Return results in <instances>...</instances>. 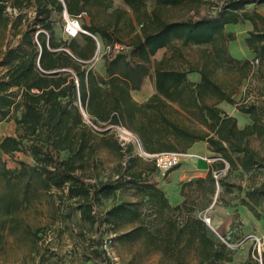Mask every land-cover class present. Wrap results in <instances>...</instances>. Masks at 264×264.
I'll return each instance as SVG.
<instances>
[{"label": "trees", "instance_id": "1", "mask_svg": "<svg viewBox=\"0 0 264 264\" xmlns=\"http://www.w3.org/2000/svg\"><path fill=\"white\" fill-rule=\"evenodd\" d=\"M147 1L123 0L134 13L131 22L121 24L119 13L108 23L82 20V29L74 36L57 38L54 25L63 22L64 14L78 18L95 4L110 7L111 0H0V122L15 123V134L1 138L0 150L12 156L28 139L25 151L34 160L33 165L19 160L20 167L11 169L0 158V177L10 186L3 212H10L20 192L28 202L31 187L33 193L54 187L75 201L67 217L78 209L82 220L96 225L100 241L105 232L121 246L140 239L163 264H226L233 252L215 240L204 219L193 213L195 200L185 197L172 205L158 184L160 170L155 163L149 167L147 160L133 153V143L122 145L112 129L91 128L82 110L97 124L124 126L149 153L187 151L195 142H206L215 161L204 178L194 181H207L212 192L222 179L214 177V169L230 173L264 167V155L249 145V137L264 135V105L237 106L251 119L243 127L218 105L234 104L238 85L253 71L252 59L231 54L228 42L236 35L226 30L227 24L252 23L245 44L253 59L264 64V14L249 8L264 0H221L210 13L180 19L162 17L159 6L201 0H150L154 2L150 10ZM28 6L30 17L21 12ZM7 7L16 11L12 19ZM10 24L20 34L14 45L5 41ZM126 26L128 40L121 36ZM96 38L108 49L102 55V71L93 64ZM177 41L204 46L196 64L174 67L166 54L152 59L162 48L178 52ZM117 44L126 47L116 49ZM189 73H197L199 79L191 80ZM150 75L155 91L138 102L132 91ZM163 108L181 110L199 127L170 118ZM109 155L114 160L110 171L103 164ZM117 191H133L136 198L121 199L99 211L103 197ZM246 193L264 197V182ZM101 253L106 264H115ZM261 260L264 264V251ZM238 264L260 263L249 254Z\"/></svg>", "mask_w": 264, "mask_h": 264}, {"label": "rangeland", "instance_id": "2", "mask_svg": "<svg viewBox=\"0 0 264 264\" xmlns=\"http://www.w3.org/2000/svg\"><path fill=\"white\" fill-rule=\"evenodd\" d=\"M216 3V0H201L197 4L186 2L176 7L159 6V10L162 17L166 19L197 17L214 11ZM153 6V1L148 0L146 2L147 10ZM249 8L264 14V2L258 5H249ZM7 11L11 19L16 15V11L10 7H7ZM21 12L26 17L33 14L30 6ZM118 13L121 17V24L125 21L131 22L130 20L134 18V13L123 0H111V6L108 8L95 4L78 18L64 14L63 22L54 25L55 35L57 38L72 37L76 33L75 30L82 29L80 26L82 20L87 23H108L114 21ZM71 21H77V26L69 25ZM258 23L259 27H263L261 21ZM136 28L139 29L140 26L136 24ZM229 29L238 34L239 41L252 29V24L246 21L229 27ZM128 30L129 28L126 26L121 32L124 40H128ZM19 36L17 28H11V24L8 25L5 41L14 45ZM96 39L98 44H96L93 64L98 71H102V55L108 49H103L101 39ZM175 45L179 50L178 52L160 49L152 56V59H158L166 54L170 58L169 64L171 66L187 68L190 64L197 63L204 48L203 45H182L179 41ZM246 59L253 60V55ZM1 70L2 66H0V73ZM226 77L230 78L229 76ZM154 91L153 80L150 75L143 79L140 89L132 91V96L136 100L145 101ZM233 99L235 104L221 102L218 105L227 113L237 115L241 114V111L237 109L239 105H247L251 102L264 105V64L261 61L253 64V71L242 79L233 94ZM163 111L178 122L195 128L199 127L196 123H191L181 110L163 108ZM237 120L242 125V120L239 118ZM8 134H15L13 120L0 122V139ZM28 143L29 140L24 139L23 148L20 151H15L12 156L4 154L0 150V158L7 167L19 168V160L31 165L34 164V160L25 151ZM249 145L264 155V135L249 137ZM191 147L187 151L193 156H188L179 163L172 177L169 175L171 169L165 174L160 172L158 184L164 189L168 201L175 205L185 197L189 201L195 200L196 208L193 213L200 217L207 216L210 218L207 225L215 240L223 242L221 236L226 231L224 224L231 220L228 223L229 230L232 232L231 240L235 242L249 234H254L261 240L260 251L262 253L264 251V197L248 195L246 190L264 182V167L249 171L233 170L230 173H226L225 169L220 172L214 169V177H222V179L215 182L212 192L208 189L209 183L207 181L196 182L194 180L205 177L209 166L215 161L214 153L208 149L204 141H199ZM133 153L139 155L135 146ZM60 156H65V152H62ZM147 162L149 167L154 166V161L147 160ZM103 164L110 171L114 164L113 156L109 155V157L104 158ZM190 180L193 181L188 183ZM181 187L184 194L181 193ZM9 188L10 186L8 187L0 177V264H106L100 249V232L96 225L82 220L78 209H73L70 217H67V212L75 205L74 200L66 198L54 187L49 192L40 193H33L34 189L31 187L28 202L20 192L17 196V203L12 206L9 213H5L3 212V204L6 202ZM134 198L136 195L133 194V191L122 193L117 191L111 197H103L98 210L103 213L121 199ZM103 235H110V232H105ZM141 241L139 239L124 246L114 243L115 264H163L160 255L155 252H148ZM246 241L250 244L249 251L252 254L255 240L248 238ZM240 247L232 249L227 246L233 253ZM97 253L101 254L97 255ZM193 263L195 264L194 261ZM226 264L230 263L227 262Z\"/></svg>", "mask_w": 264, "mask_h": 264}, {"label": "built area", "instance_id": "3", "mask_svg": "<svg viewBox=\"0 0 264 264\" xmlns=\"http://www.w3.org/2000/svg\"><path fill=\"white\" fill-rule=\"evenodd\" d=\"M216 1H221V0H216ZM69 25L72 26H77V21H71ZM81 30V29H80ZM77 30H75L76 32ZM126 46L124 45H115L116 49H122ZM253 64L258 63V59H253ZM83 118L86 124H88L91 128L95 130H103V129H112L119 142L124 145L127 142H132L135 148L137 149L138 154L143 157L144 159L147 160H152L154 161L155 165L158 167L161 173L165 174L168 170H170L174 165L181 163L184 161L188 156H193V154L189 153L188 151H160V152H154V153H149L146 152L139 140V138L133 134L131 131H129L127 128L120 124H110V123H95L83 110ZM204 221L208 224L210 221V218L207 216L202 217ZM215 230V229H214ZM250 238L252 240H255L254 244V250H252V257L256 260L259 261L260 264H262L261 260V240L258 236L254 234H249L245 237H242L241 239L237 241H232L231 240V234L225 233L224 235L221 236L222 241L229 247V248H237L242 245H244L245 241ZM100 249L103 251L105 255H107L112 261L115 262L116 256L114 255L113 252V242H112V234L110 235H103L101 242H100Z\"/></svg>", "mask_w": 264, "mask_h": 264}, {"label": "crops", "instance_id": "4", "mask_svg": "<svg viewBox=\"0 0 264 264\" xmlns=\"http://www.w3.org/2000/svg\"><path fill=\"white\" fill-rule=\"evenodd\" d=\"M244 22H246V21H244ZM248 22H250V21H248ZM241 23H243V22H241ZM241 23L227 24V25H226V30L234 31V30H232V29H229V27H232V26H234V25L241 24ZM250 23H251V22H250ZM251 24H252V23H251ZM252 28H253V25H252ZM234 32H235V31H234ZM235 35H236L235 39H234V40H231V41L228 42V47H229V50H230L231 54H232L234 57H237V58H239V59H246V58H249V56H250V57H252V55L254 56V53H253V52H252V51L246 46V44H245V37H246L248 34L245 35L244 37H242L241 39H239V41H238V34H236V32H235ZM162 49H164V48H162ZM157 52H158V51H157ZM158 59H159V58H158ZM188 76L190 77L191 80H194V81H196V80L199 79V75H198L197 73H189ZM192 76H193V77H192ZM134 99H135V98H134ZM135 100H136V99H135ZM136 101H138V102H144V100H142V101L136 100ZM220 103H221V102H220ZM234 104H235V103H234ZM229 114L235 116L236 119L239 118V119L242 120V125H240V124L238 123V120H237V123H238L239 127H243L244 125L251 123V120H250L248 114H246V113L241 112L240 115L232 114V113H229ZM0 140H1V139H0ZM196 143H197V142H195L193 145H195ZM191 148H192V147H191ZM175 170H176V169H172V170L169 172V175H170L171 177L175 174ZM230 219H231V218H230ZM230 222H231V220H229L228 222H225V224H224V229L226 230L225 233H229V234H231V236H232V232H231V230H229V227H228V223H230ZM258 229H259V227H258ZM249 248H250V244H249L248 241H246V242L244 243V245H242L237 251H235V252L233 253V255H232V260L229 261V263H230V264H238L239 262L244 261V260L247 258V256L250 254ZM89 262H90V260H89ZM91 264H92V263H91Z\"/></svg>", "mask_w": 264, "mask_h": 264}, {"label": "water", "instance_id": "5", "mask_svg": "<svg viewBox=\"0 0 264 264\" xmlns=\"http://www.w3.org/2000/svg\"><path fill=\"white\" fill-rule=\"evenodd\" d=\"M66 12V11H65Z\"/></svg>", "mask_w": 264, "mask_h": 264}]
</instances>
